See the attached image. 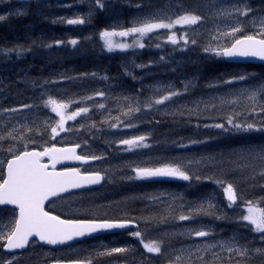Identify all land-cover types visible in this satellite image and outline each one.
<instances>
[{"label": "snow or ice", "instance_id": "snow-or-ice-1", "mask_svg": "<svg viewBox=\"0 0 264 264\" xmlns=\"http://www.w3.org/2000/svg\"><path fill=\"white\" fill-rule=\"evenodd\" d=\"M85 0H77V3L83 4ZM88 12L85 15L76 14L74 18L58 17L52 23H62L67 25H84L88 23L94 12L105 10L108 0H87ZM62 7H74V4H64ZM134 6L137 9H144L140 15L135 17L131 22V26L123 27L119 25L112 26L109 30L105 28L99 32V37L103 42V48L107 52L126 51L129 49H144L146 44L144 40L152 34H156L159 30H167L164 38V43H169L174 46V50L184 51L189 46H196L198 40L195 36H189L188 33L182 32L179 36L175 30L177 26L180 28L193 29L205 24L208 20L213 19L217 22L208 29V43L202 46L201 50L206 55L212 58H258L264 61V16L256 15L257 9H254L249 0H205L203 8L200 5L190 8L183 0H177L175 4L157 7L149 2V0H141ZM264 11V9H260ZM9 15L24 16L26 12L17 9L14 13ZM8 19V15L0 13V22ZM247 21V23H245ZM119 27V30H117ZM249 28L251 31L249 32ZM129 38L131 42L117 41L114 38ZM67 43L73 47L79 44L78 39H70L67 42L56 40L54 43L43 44L41 47L53 48L61 47ZM36 45V41L32 42ZM160 48L161 44L155 45ZM31 47H25L17 44L12 47L0 49L6 56L15 55L18 59L30 53ZM161 61L165 57H160ZM152 66L149 64L135 65L137 68L145 69ZM175 71V69L173 70ZM125 75L131 76L132 79L136 77L128 70L127 66L124 68ZM254 74L244 73L240 75L231 76L228 79L219 80L215 84H210V88L217 87L219 83L231 85L238 81H247L253 78ZM86 79H99L108 81L111 78L107 75H99L95 72L80 73L76 76L61 75L59 79H31L26 78V81L33 89H40L42 97L44 90L50 84L62 83L64 81L75 82ZM192 81L184 85V91L172 90L171 86L167 89L156 88L155 92L159 94L164 91L163 95H157L154 98H149L147 101H140L134 97L122 95L114 97L118 107V115L112 116L111 111L108 110L105 103L94 104L92 106H80L75 110L69 111L72 104H88L90 101L99 99H107L108 94L104 90L96 91L93 95L80 97L77 100H57L51 95L43 99L42 106L44 109H50L51 113H55L56 119L54 123L44 121L42 123L35 120H26L25 124H13L10 128L6 126V130L0 132V153L5 152L4 144L9 146L6 153L10 158L0 160V165L6 164L3 171H0V206H14L13 212L16 213L10 224L0 225V242H3V248L9 251L24 249L30 242V238L37 237L39 241L48 245H67L68 242L74 241L77 238L90 236L93 233L101 231H110L117 229H126L130 225L136 224L135 218H75L62 219L59 215H53L52 212L45 210V202L53 198L62 199L63 194H70L71 190L85 189L92 185H99L104 181L112 182V173L114 170L104 169L96 171H81L80 168H64L63 170H56V165L61 161H80L83 164L90 162L102 161L106 159L107 154L101 153L96 155L92 152L89 140L99 138V134L106 130L121 131L124 129L136 128L139 125L133 123L137 114L142 111H151L157 106L165 105L166 102L173 101V98L179 97L187 93ZM142 93V90H141ZM234 99L222 101V103L236 104L240 97L246 98L249 104L248 113L235 112L230 115L222 123H215L212 125H205V127H212L220 129L228 134H250V133H264V105L258 103V98L264 95V81L258 84L251 85L247 88H241L235 93L231 94ZM124 101V104L120 102ZM37 107L33 104H21L16 107L0 109V118L7 117L8 123L16 119V114L25 110H31ZM212 107H215L213 105ZM103 110L99 124L92 118V113ZM188 114H195V110L188 109ZM184 115L182 109H178L177 113ZM245 116L241 120L240 117ZM123 117V119L121 118ZM258 117H261L258 119ZM82 118L85 122L79 123L78 127L68 126L69 121H77ZM158 122V121H157ZM50 128V139L55 140L61 133H85L87 139H82L81 143L65 144L63 147H57L53 143L50 147H44L43 150H37L35 141L31 138V134L41 135V129L47 131ZM150 139V134L133 135L128 138H121L119 140L105 141L109 149L113 147L120 153H135L141 149L152 147L147 141ZM26 141V142H25ZM204 141H191V143H203ZM20 145V147H17ZM31 150H29V146ZM188 145L181 144L180 147H187ZM22 149V150H21ZM77 149H88L84 154H79ZM234 155L240 159L259 160L264 162V145H250L237 150ZM47 158L48 162H44ZM215 162V157H201L199 160L193 162L187 160L169 161L153 167L142 166H127L131 175L120 176V180L128 181H156V180H171L178 179L187 181L189 183L195 181L200 182L202 177L197 171H192L193 167L202 165H209ZM240 170L249 167L246 162L243 165H237ZM257 177L264 178V168L259 172H253L251 179ZM223 188V192L231 207L238 200L236 188L233 183L222 180H217ZM165 197L169 200H175L176 197L172 194L160 193L146 194L145 196L136 197L138 199H147L149 202H163ZM217 205L212 202V198L208 197L202 199L195 207L189 209L188 214H182L175 217L178 221L193 220L197 216H211L213 219L221 220L227 219L226 216L216 215L215 210ZM74 211H79L75 209ZM167 217L152 218L153 224L166 222ZM240 222H247L251 226V230L260 234L261 241L264 242V208H258L252 201L247 202V214L239 217ZM150 221L146 220L145 223ZM3 229H7L6 231ZM133 237L140 240L143 248L147 253L164 255V248L166 241L172 237H187L191 242L176 249H171L173 258L168 260L167 264H192L193 258L201 262V264H215L219 259V253L216 249L222 252H227L239 256L241 258H249L251 255H264V248L252 249L248 245L239 243L237 237H233L227 241H217L215 243H208L205 239L202 243H196L199 238L213 237L211 228L201 227L199 229L189 228L179 233H164L159 239H153L145 242L144 235L137 230L131 233ZM170 246V245H169ZM132 251L129 247H113L105 248L103 251L95 253L96 257L112 256L113 254H124ZM187 254L188 260L184 259ZM211 255L212 261L209 262L206 257ZM15 260V257H13ZM13 260L0 261V264H13ZM54 264H95V257L89 254L87 257L76 259H56Z\"/></svg>", "mask_w": 264, "mask_h": 264}, {"label": "rangeland", "instance_id": "rangeland-1", "mask_svg": "<svg viewBox=\"0 0 264 264\" xmlns=\"http://www.w3.org/2000/svg\"><path fill=\"white\" fill-rule=\"evenodd\" d=\"M141 0H108L107 6L105 10L103 11H95L93 16L91 17L90 21L84 25H67L62 23H52V21L58 17H67V18H74L76 14L85 15L88 12V3L87 0L83 4L77 3V0H60V1H34V0H0V13L8 15V19H14L17 20V18L21 17V21L24 22L23 24V34L25 35V42L30 44L29 46L32 48L31 52L26 54L25 56L32 54V53H39L37 56H41V54H45L47 51H52L55 56L64 57L66 55H69L73 52L74 48L71 45H68L65 43V45L61 47H53L51 49L41 47V43L43 44H49L54 43L56 40H62L67 42L70 39H77L79 36H82L85 39L84 43H90V42H97L98 45L103 46V42L101 41L99 37V32L101 30H104L105 28L111 30L112 26L119 25L123 27H129L131 26V22L135 17L141 14V12L145 11L144 9H137L134 6L137 3H140ZM152 4L156 5L157 7H162L166 5H172L177 2V0H149ZM183 2L190 8L196 7L197 5H200L205 3V0H183ZM251 6L254 9H257L256 15L258 16H264V11H260V9H264V2H254L252 3L249 1ZM64 4H74V7H62L61 5ZM203 8V6H202ZM201 8V9H202ZM17 9L24 10L26 12V15L24 16H15V15H9L10 13H14ZM19 20V21H20ZM217 22L222 21H216L213 19L208 20L205 24H201L199 27H194L193 29L188 28H180L177 26L175 29L177 31V35L179 36L182 32H187L188 35L195 36V38L198 40V44L196 46H189L188 49L184 51L180 50H174V46L169 43H164V38L167 34V30H159L156 34H152L149 37H146L144 40V43L146 44V47L144 49H129L126 51H119L117 52L121 53L120 56H118L119 61H116V66L118 63V67H120L123 70L124 78H131L132 77L125 75L124 68L127 66L128 70L132 72V74L137 72H142L144 69L137 68L135 65L145 64L148 61L152 60V53L159 54L158 55V62H161L160 57H165V60L162 62L168 63L172 62L173 60H177L175 63L178 67V69L175 71V79H171L169 75H165L163 77H157L156 79H153L151 82H145V83H138L136 82V87H133V85L125 86L123 90L115 91L112 87H109L111 84L115 85V82L108 81H102L99 79L93 80V79H86L83 81H75V82H69L64 81L62 83L57 84H50L47 86V88L44 90V96L41 95L40 89H33V92L30 93V97L25 99V101H13L12 104H4L6 100L10 98V89L7 88V83L9 81H15V82H21V76L25 73L26 70V64L23 60V57L17 58L15 55L6 56L2 52H0V109L2 108H9V107H16L21 104H33L37 107L32 108L31 110H25L21 113L16 114V119L12 120L11 123H8L7 117L0 118V132H3L6 130V126L10 128L13 124L23 125L25 124L26 120L31 121L35 120L37 122H44L48 121L49 123H54L58 117H56L55 113H51L50 109H44L42 106L43 99H46L48 95H51L53 98L57 100H64L65 102L69 100H77L80 97L93 95L96 91L104 90L107 93H110V95L107 97V100H110L108 103V106L115 105V108L118 107L114 97H120L122 95H127L129 97H134L137 100L140 101H147L149 98H154L157 95H160L155 92L156 88L160 89H167L168 86H171L172 90L180 89L181 91H184V85L187 84L189 81H192L189 88H192L197 85L198 79H199V73L198 69H194L196 73H189L185 70H180L181 67L187 64H196L198 60L202 58L209 57L205 53L202 52L201 48L202 46H205L208 43V29L213 27V25ZM247 23V21H245ZM29 26V27H28ZM117 30H119V27H117ZM251 31V28H249V32ZM117 41H124L127 40V42H131V37L129 38H121V37H115L114 38ZM36 41V45L33 46L32 42ZM161 44L162 46L160 48H157L155 45ZM92 47L94 44L91 45ZM90 46L88 47H82L83 49H89L91 51H101L95 50ZM4 47V48H3ZM0 49H5L7 46H3ZM115 52V51H114ZM179 58V59H178ZM184 58V59H183ZM156 59V58H155ZM170 60V61H169ZM64 63V62H63ZM63 63H59L58 65L61 66H54L51 69H48L45 74L39 72L36 74V77L38 80H44V79H59L61 75L66 76H76L78 73L72 72V65L67 64L63 65ZM156 63L152 62V65ZM32 63L30 61H27V65H31ZM63 65V66H62ZM27 70L30 69V66H27ZM41 68V67H40ZM38 68V70L40 69ZM240 72H245L244 67L238 68ZM163 69H159L157 73H161ZM170 70H172L170 68ZM95 72L99 75L107 74L109 76L108 71H102V72H96V71H87L84 73H92ZM144 73V72H143ZM14 76V79H10V77ZM135 76V75H134ZM144 75L135 76L143 77ZM35 77V78H36ZM26 81V80H25ZM179 82V84L177 83ZM264 81V78H259L257 80H254V78H250L247 81H238L234 84L227 85L224 89H214L208 92L206 95L201 97H194V98H182L179 96L175 102H173L170 105L164 106L161 110V112L164 115L167 116H179V117H187V118H198L200 120H203L206 122V124H201L199 127L203 130L212 128V127H205V125H212L215 123H220L219 120L224 117L226 118L230 115H233L235 112L244 113L245 116L249 111V104L250 102L244 98L240 97L239 102L236 104H228V103H222L224 100L228 99H234V97L231 95L232 93H235L237 90L241 88H247L251 85L258 84L259 82ZM131 82H135L134 79H132ZM109 84V85H104ZM112 88V89H111ZM21 90H24L25 88L23 86L20 87ZM135 89V90H134ZM144 89V93L141 90ZM112 91V93H111ZM25 92H22L24 95ZM263 96V97H262ZM258 98V103L262 104V99L264 98V95ZM88 102V104L81 105V104H72L69 108V111L75 110V108L80 106H91ZM121 104H124V101L120 102ZM215 105V107H212ZM178 109H182L184 111V115H179L173 113H177ZM188 109L195 110V114L189 115ZM117 114L118 111H117ZM245 116H241L242 119H245ZM261 117H258V119ZM78 124L85 122L82 118H78L77 121ZM74 121H69L66 124V127L72 126ZM147 122L146 118H135L133 120V123L138 124V127H141V124ZM75 124L74 126H79L78 124ZM150 127L146 125L145 127L136 128V129H124L121 131L117 130H106L105 132L99 134V138L95 140H89V144L91 146V150L93 153H96V155H100L101 153H106V159L99 161L96 165L92 167L93 170H104V169H111L114 170L112 173V182H109L111 185L108 187V184L97 193V195L90 201L87 202H80L82 199L88 197L86 195L76 196L70 199H67L61 203L63 205V209L65 211V214L71 215V216H81L79 215L83 211H88L89 215L85 216H101L99 214H102L103 212H115V204L117 202H123L124 207L130 204L133 200L138 201L137 198L133 197V191L134 189H131L129 186L130 182L128 180H120V176H126L131 175L132 173L129 171L127 166H142V167H149L144 166L146 164H150L154 162L155 164L164 163L165 158H168L170 161L178 160L179 158L175 157H161L158 155L153 156H146L145 155V149H141L138 152L135 153H120L115 150L113 147L112 149H109V147L106 145L105 141H112V140H119L121 138H128L133 135H142V134H148L151 131ZM71 138L74 142H82V139H87V135L83 133V131L79 134L77 133H61V135L58 138ZM31 138L35 140V145L46 147V145L54 142V140L50 139V128L45 132L43 129H41V135H36L35 133L31 134ZM262 139V145H264V134L260 136ZM148 142V141H147ZM9 145L7 143L4 144L5 152L0 153V160H6L8 158V155L6 153V149ZM85 152L88 151V149H84ZM256 162H259L257 160ZM264 163V162H263ZM4 165H0V171H3ZM84 170L89 171V168H85ZM181 181L177 179V183ZM138 182V181H134ZM169 181L166 180V183ZM122 184V186H121ZM117 186L115 188V191H110L109 189L113 186ZM121 186V188H120ZM120 188V189H119ZM118 189V190H117ZM121 192V193H119ZM126 193V194H125ZM135 193V192H134ZM166 194H172L177 198H180V194L177 193H166ZM207 197H204V199ZM80 199V201L77 202V200ZM227 199V198H226ZM202 199H200L201 201ZM199 200L196 202H184L180 201L178 202V212H176L175 217H178L182 214H188V211L190 208L195 207L197 203L200 202ZM80 202V203H79ZM91 202L90 204H87ZM175 201L169 200L165 197L163 202H157V204H163L164 207V214L166 215L169 213V211H172V206ZM214 203V201L212 200ZM134 203V202H133ZM228 200H227V202ZM215 204V203H214ZM59 202H54L51 204V207H60L61 206ZM156 205V204H155ZM69 208V209H66ZM75 209H79V211H74ZM62 211V210H61ZM14 218V215L7 213L3 214L0 213V225L2 224H10L12 219ZM174 222L176 224V228L170 231H147L145 222H141L143 225H141V231L144 235L145 242H148L153 239H159L164 233H179L181 231L187 230L189 228H196L199 229L201 227L204 228H211L213 230L212 226L207 223L208 221L204 219H195L189 220V221H178L174 219ZM148 225V224H147ZM7 230V229H3ZM137 230H132L127 233L121 234L120 236L116 237H110L105 239H95L91 242H88L85 246V248H79L77 246L70 247L68 249V254L70 255H76L79 253L80 256H83V254H93L95 257V264H167L168 260L173 258V253L171 249L173 248H166L164 250V255H156V256H148L149 253L146 252V250L143 248V245L140 243V240L136 237H133L131 235L132 232ZM253 232V231H252ZM258 234V239H255L253 235ZM237 237L239 240V243L242 245H248L252 249L256 248H264V244L261 241L260 234L259 233H251L247 236H245V241H243V236L239 231H234L230 234L229 237H220V236H213L209 238H199L195 242L196 243H202L206 239L208 243H215L217 241H227L230 240L233 237ZM185 238V237H184ZM259 240V243H256V241ZM189 241L188 243H190ZM185 243L184 245L188 244ZM256 244V245H253ZM183 245L175 246L174 248L178 249L182 247ZM113 247H129L132 249V251L124 254H113L112 256H103V257H96L95 253L98 251H103L105 248H113ZM30 251L26 254V257H29L32 259V264H48V262L53 260H48L51 257L59 258L61 252H57L55 254H52L49 250L46 248L41 247L38 244H31L30 245ZM2 251V248L1 250ZM219 253V259L215 261V264H246L243 259L239 256H236L232 254H228L227 252H222L219 249L215 250ZM41 255V259L38 257ZM254 256V255H251ZM250 256V257H251ZM13 257L15 255H6L4 252H0V261H7V260H13ZM16 258V257H15ZM185 260H188L187 254L184 256ZM206 259L211 262L213 257L211 255H208ZM55 261V260H54ZM21 261H14L13 264H20ZM192 264H201L200 261L195 260L193 258Z\"/></svg>", "mask_w": 264, "mask_h": 264}, {"label": "trees", "instance_id": "trees-1", "mask_svg": "<svg viewBox=\"0 0 264 264\" xmlns=\"http://www.w3.org/2000/svg\"><path fill=\"white\" fill-rule=\"evenodd\" d=\"M203 3L201 4V8ZM21 19V18H20ZM19 19V20H20ZM16 21L14 19H7L4 22H0V48L3 46L12 47L14 45L20 44L25 47H30L25 41V35L23 34V24L24 22ZM29 27V26H28ZM93 44L98 45L97 42ZM86 47L79 45L71 54L64 57L55 56L52 51H47L45 54L39 55V53H32L25 57L23 60L26 64V70L23 75H20L21 82L9 81L6 85L10 89V98L4 102V104H12L13 101L23 102L25 99L30 97V93L33 92L32 86L25 81L26 78L37 79L36 74L39 73L38 67H44L45 69H51L59 63L63 65H72V72L84 73L87 71H108L110 82H115V85H110L115 89V91L123 90L125 86L136 87V82L145 83L153 81L154 77L161 75H170L171 77H177L175 71L178 69L175 61L169 62L167 67L164 68L160 75L157 74L161 65H153L149 70L142 72L135 71L133 75L143 77H138L135 82H131V78L125 79L123 76V70L116 66V61H119L118 56L121 53L107 52L104 48L101 51H91L89 49H83ZM4 48V47H3ZM91 49V48H90ZM156 55V53H152ZM27 61L32 64L27 65ZM62 65V66H63ZM27 66L30 69L27 70ZM245 72L239 71V66L234 64H229L224 62L221 58L206 57L197 61L196 64H187L181 67L180 70H185L189 73H196L194 69H198L199 80L196 86L193 88H188L187 93L181 95L182 98H196L206 95L208 92L214 89H224L227 85L219 83L217 87L210 88V84H215L219 80L228 79L231 76L240 75L244 73L254 74V80L259 78H264V65H246ZM170 68L172 70H170ZM175 69V71H173ZM144 72V73H143ZM174 73L172 75L171 73ZM36 77V78H35ZM130 77V76H129ZM12 76L10 79H14ZM109 85V84H104ZM23 86L25 89L21 90L20 87ZM111 88V89H112ZM135 90V89H134ZM179 90L180 89H175ZM145 92L144 89L142 90ZM22 92H25L24 95ZM106 92V91H105ZM183 92V91H181ZM107 93V92H106ZM112 93V91H111ZM108 96L110 93H107ZM162 92L160 95H163ZM263 97V96H262ZM178 97L173 98V101L166 102L165 105L157 106L156 109L151 111H142L137 114L135 118H146L147 122L141 124V127L148 125L151 131L150 139L148 143L152 145L150 148L145 149L146 156L155 155L161 157H177L176 161H187L192 160L195 162L201 157L212 156L215 157V162L209 165H202L199 167L194 166L192 171H197L202 177H207L208 179H202L200 182H187L179 181L173 179L168 183H163L165 181H151V186L146 189L135 188L133 191V197H141L146 194L159 195L160 193H177L180 194V198L174 200L172 206V211H169L166 215L164 214L163 204H157V202H149L147 199H138V201H132L130 204L124 207L123 202H117L115 204V212L106 213L113 215V217H125V218H135L137 221L145 222L150 221L146 224V228L149 231H170L176 228L174 222L176 212H178V202H196L204 197H211L217 208L215 210L216 215L226 216L227 219L216 220L211 216H197V219H206L213 228L214 236L226 237L234 231H239L243 236V241H245V236L253 233L251 226L247 225V222H240L239 217L247 214V202L252 201L258 208H264V178L257 177L256 179H251L253 172H259L261 168H264V163L257 160H243L234 153L246 146L250 145H262V139L260 136L264 133H250V134H228L222 132L220 129L208 128L201 129L199 126L201 124H206L203 120L198 118H187L179 116H167L164 115L161 110L164 106L170 105ZM110 100L99 99L89 103V105L105 103L109 111H111L112 116H116L117 108L115 105L108 106ZM262 104L264 105V98L262 99ZM103 110L93 112L92 118L96 120L99 124L101 120V114ZM230 116V114H228ZM123 119V117H121ZM242 119V117H240ZM158 121V122H157ZM224 117L219 120L220 123L224 122ZM75 122L72 126H74ZM78 124V123H77ZM79 125V124H78ZM75 127H78L77 125ZM136 127V128H141ZM133 128V129H136ZM35 141V140H34ZM191 141H204L203 143H191ZM26 142V141H25ZM71 138H57L54 142L48 144H68L73 143ZM188 145L187 147H180V145ZM36 146V145H35ZM20 147V145H17ZM31 147V145L29 146ZM38 147V146H36ZM22 150V149H21ZM96 154V153H95ZM167 163L170 160L165 158ZM175 160V159H174ZM249 164V167L240 170L237 165H243L245 163ZM160 164H155L154 162L146 164L144 166H159ZM217 180L225 181L226 183H233L236 188L238 200L231 207L228 206L226 196L223 192V188L216 183ZM132 184V183H130ZM139 187V186H137ZM135 192V193H134ZM134 202V203H133ZM156 204V205H155ZM189 213L188 211H185ZM167 217L166 222H160L153 224L151 222L152 218ZM142 224V223H141ZM255 233V232H254ZM255 239H258V234L253 235ZM190 240L187 237H172L170 240L166 241V248H174L178 245H184ZM259 243V240L256 241ZM264 244V242H263ZM170 245V246H169ZM163 250V251H164ZM246 264H264V255H254L249 258L243 259ZM241 264V263H239Z\"/></svg>", "mask_w": 264, "mask_h": 264}, {"label": "flooded vegetation", "instance_id": "flooded-vegetation-1", "mask_svg": "<svg viewBox=\"0 0 264 264\" xmlns=\"http://www.w3.org/2000/svg\"><path fill=\"white\" fill-rule=\"evenodd\" d=\"M44 161H47V159H45ZM112 189H114V191H115V185L112 187ZM13 208L14 207H12V206H0V213H3L4 215L5 214H7V213H10V214H12V215H16V213H14L13 212ZM119 218V217H118ZM109 219H115V216L113 217V218H109ZM98 238H100V239H105V238H110L109 236H105V235H103V236H100V237H94V238H91V239H88V240H85V241H82V242H79V243H77V244H75V245H73V246H77V247H79V248H85V246H86V244L88 243V242H91L92 240H95V239H98ZM31 244H37V242L36 241H31ZM3 242H0V250H1V248H2V251H0V252H4V250H3ZM73 246H70V247H73ZM70 247H66V248H60V249H48L52 254H55V253H57V252H61V254H60V257L59 258H57V259H63V260H68V259H76V258H83V257H87V254H83V256H80L79 255V253L78 254H76V255H70V254H68L69 252H68V249L70 248ZM5 253V252H4ZM150 254V253H149ZM6 255H15V257H16V259L14 260V261H21L22 260V263H20V264H32L33 262H32V259L31 258H29V257H26V255H22V256H20V257H18L19 256V254H8V253H6ZM155 256H156V254H155ZM40 259H41V255H39L38 256ZM48 260H53V261H50V262H48V264H52V263H54V260H56V258H54V257H51L50 259H48ZM115 264H116V262H115Z\"/></svg>", "mask_w": 264, "mask_h": 264}, {"label": "water", "instance_id": "water-1", "mask_svg": "<svg viewBox=\"0 0 264 264\" xmlns=\"http://www.w3.org/2000/svg\"><path fill=\"white\" fill-rule=\"evenodd\" d=\"M224 60L227 61V62H235V63H263V64H264V61H262V60H260V59H258V58H236V59H225V58H224ZM78 150H79V149H77V151H78ZM80 164H83V163L80 162V161H61L60 163H58V164L56 165V170H57V168H59V167H63V166H67V165H80ZM58 171H59V170H58ZM99 185H100V184H99ZM95 186H98V185H92V186H89V187H87V188H92V187H95ZM87 188H85V189H87ZM79 190H82V189L71 190V192L79 191ZM47 202H48V201H46L45 204H46ZM117 230H123V229H117ZM117 230L101 231V232L93 233L92 235H96V234H100V233H109V232H114V231H117ZM90 236H91V235H90ZM86 237H89V236H86ZM86 237H82V238H86ZM33 238H35V239L38 240L37 237H32V238H30V240L33 239ZM82 238H77V239H75L74 241L80 240V239H82ZM38 242L41 243L42 245H46V246H53V247H54V246H63V245H48V244H45L44 242L39 241V240H38ZM71 242H73V241L68 242V244L71 243ZM25 248H26V247H25ZM25 248H24V249H25ZM5 250H7V249H5ZM17 250H23V249H17ZM7 251H9V250H7ZM12 251H16V250H12Z\"/></svg>", "mask_w": 264, "mask_h": 264}]
</instances>
